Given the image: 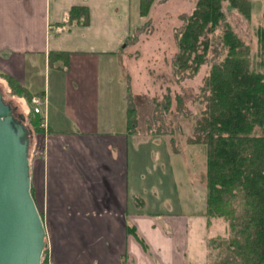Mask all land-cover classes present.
<instances>
[{
    "label": "crops",
    "instance_id": "crops-1",
    "mask_svg": "<svg viewBox=\"0 0 264 264\" xmlns=\"http://www.w3.org/2000/svg\"><path fill=\"white\" fill-rule=\"evenodd\" d=\"M139 4L0 0V75L47 99L41 113L46 128L32 131L36 151L30 163L31 191L46 226L52 264H192L194 243L206 240L208 248L216 236L207 239L203 232L202 225L208 232L221 219L208 218L207 191L204 205L193 204L189 212L172 209L169 205H179L176 182L172 189L173 183L163 182L165 189L158 183L156 196L152 185L145 195L137 158L133 173L130 169L132 148L141 153L132 147L139 133L129 131L128 101L121 97L128 98L129 86L133 91L123 64L142 17ZM77 5L89 8V25L67 23ZM112 59L119 62V102L108 94ZM39 67L42 80L36 75ZM0 82L8 89L1 76ZM13 96L27 119L33 107Z\"/></svg>",
    "mask_w": 264,
    "mask_h": 264
},
{
    "label": "trees",
    "instance_id": "trees-1",
    "mask_svg": "<svg viewBox=\"0 0 264 264\" xmlns=\"http://www.w3.org/2000/svg\"><path fill=\"white\" fill-rule=\"evenodd\" d=\"M139 1V14L148 15L154 0ZM224 2L251 18V0H197L192 11L183 16L182 27L175 32L178 51L173 67L181 76L193 77L210 61L213 49L217 51L220 46L227 51L223 59L211 63L205 74L201 86L205 106L190 138L205 149L206 214L209 219L223 218L229 228L228 236L209 239L210 252L219 250L214 262L209 260V264H264V60L253 63L249 46L227 20ZM90 22L87 6L71 8L67 23L89 25ZM257 33L264 52V26ZM68 58L66 53L65 63ZM0 76L9 93L31 100L33 94L16 79L6 73ZM134 100L129 86L131 133L137 132ZM171 101L167 95L162 110L169 111ZM177 101L181 110L180 96ZM29 117L35 132L44 131L40 113L32 110ZM46 255L47 249L42 264H47Z\"/></svg>",
    "mask_w": 264,
    "mask_h": 264
},
{
    "label": "rangeland",
    "instance_id": "rangeland-1",
    "mask_svg": "<svg viewBox=\"0 0 264 264\" xmlns=\"http://www.w3.org/2000/svg\"><path fill=\"white\" fill-rule=\"evenodd\" d=\"M196 2L197 0H154L148 15L139 19L138 26L132 32L126 55L128 61L123 64L124 71L128 74V82L132 83L133 94L136 95L134 100L137 116L136 131L139 133L136 138L139 139L137 144H132V147L141 151L138 154L132 148L131 172L133 173L135 157L142 178L140 188H144L145 195H150L149 189L152 185H154L151 188L152 190L154 188L152 195L156 196L161 194V189H165L163 182L170 185L173 183L170 189L174 188L176 182L174 203L177 202L179 205L169 206L172 209L188 212L192 210L193 204H195L194 208L205 204L207 191L205 149L202 144L190 141L197 119L205 106L201 86L211 63L223 59L227 53L220 46L217 51L213 49L210 61L196 76H181L174 71L173 59L178 51L174 35L184 23L183 16L192 11ZM251 2L253 10L250 19L237 9L229 8L227 2H224L223 6L228 22L249 46L253 63L260 64L259 62L264 60V52H261L257 31L260 26H264V0H251ZM115 10L120 11V8ZM108 64L112 68V80L108 83L111 86L107 85L108 94L112 96L113 92L116 101L119 102L121 97L119 92L121 78H117L120 71L119 62L112 59ZM36 75L37 79H44L43 67L42 69L39 67V73ZM0 88L5 99L16 108V112L24 113L20 102L9 93L2 82ZM167 95L171 96L172 101L170 110L165 112L162 107ZM179 96L182 101L181 110H178ZM125 98L128 101L127 96L121 97L123 101ZM24 99L25 107L31 109V102ZM158 103L161 105H157ZM26 123L35 132L29 116ZM33 142L32 137L30 157L36 151L33 149ZM173 170L176 172L174 173ZM158 183H161L159 186L161 189L158 188ZM161 203H159L160 208L163 206ZM145 209H148V206ZM202 227L207 239L211 235H229L228 224L223 218L208 227V232L204 230L203 225ZM194 247L192 264H209V260L214 262L215 254L219 252L216 250L212 254L209 246L207 248L206 240L196 241ZM46 257L47 264H50L48 253Z\"/></svg>",
    "mask_w": 264,
    "mask_h": 264
},
{
    "label": "water",
    "instance_id": "water-1",
    "mask_svg": "<svg viewBox=\"0 0 264 264\" xmlns=\"http://www.w3.org/2000/svg\"><path fill=\"white\" fill-rule=\"evenodd\" d=\"M32 128L0 88V264H42L47 230L31 191Z\"/></svg>",
    "mask_w": 264,
    "mask_h": 264
},
{
    "label": "built area",
    "instance_id": "built-area-1",
    "mask_svg": "<svg viewBox=\"0 0 264 264\" xmlns=\"http://www.w3.org/2000/svg\"><path fill=\"white\" fill-rule=\"evenodd\" d=\"M30 102L32 104L34 112L42 113V106L46 105L47 99H46V96L43 94H34L31 98ZM44 120H45V118H44ZM44 120H43L41 125L43 126V128H46V122Z\"/></svg>",
    "mask_w": 264,
    "mask_h": 264
}]
</instances>
